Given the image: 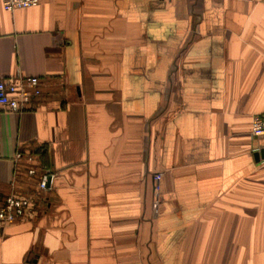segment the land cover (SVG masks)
Masks as SVG:
<instances>
[{"label": "crops", "instance_id": "crops-1", "mask_svg": "<svg viewBox=\"0 0 264 264\" xmlns=\"http://www.w3.org/2000/svg\"><path fill=\"white\" fill-rule=\"evenodd\" d=\"M16 73L43 95L0 107V206L37 186L13 187L17 150L55 177L0 264H264V0H0Z\"/></svg>", "mask_w": 264, "mask_h": 264}, {"label": "built area", "instance_id": "built-area-1", "mask_svg": "<svg viewBox=\"0 0 264 264\" xmlns=\"http://www.w3.org/2000/svg\"><path fill=\"white\" fill-rule=\"evenodd\" d=\"M45 0H1V6L6 11L30 8ZM42 79L37 76H27L20 73L0 78V107L14 113H21L36 105L43 95ZM251 135L264 137V112L256 114L251 119ZM15 163L12 185L18 180H36V189L28 192L13 190L0 206V225L17 220H27L43 213L46 207V192L52 187L55 173L50 168L41 166L36 150H17L13 156ZM24 164V169L19 164ZM26 176L23 178L21 176ZM161 174L154 175L155 194L154 206H158L159 180Z\"/></svg>", "mask_w": 264, "mask_h": 264}, {"label": "water", "instance_id": "water-1", "mask_svg": "<svg viewBox=\"0 0 264 264\" xmlns=\"http://www.w3.org/2000/svg\"><path fill=\"white\" fill-rule=\"evenodd\" d=\"M260 155H261L262 157H264V151H262V152L260 153Z\"/></svg>", "mask_w": 264, "mask_h": 264}]
</instances>
